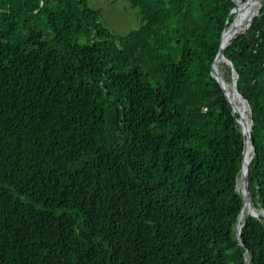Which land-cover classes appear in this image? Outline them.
Returning a JSON list of instances; mask_svg holds the SVG:
<instances>
[{"label": "trees", "instance_id": "trees-1", "mask_svg": "<svg viewBox=\"0 0 264 264\" xmlns=\"http://www.w3.org/2000/svg\"><path fill=\"white\" fill-rule=\"evenodd\" d=\"M127 1L118 34L88 0H0V264H264V2L223 50L252 121L241 243L210 67L246 0Z\"/></svg>", "mask_w": 264, "mask_h": 264}, {"label": "bare ground", "instance_id": "bare-ground-1", "mask_svg": "<svg viewBox=\"0 0 264 264\" xmlns=\"http://www.w3.org/2000/svg\"><path fill=\"white\" fill-rule=\"evenodd\" d=\"M260 0H246L243 2L239 7L237 6L234 10V13L237 11V17L236 20L233 21L225 30L222 32L220 44L224 45L227 43L232 37L240 34L243 29L249 24L250 20L253 18V15L259 5ZM224 62L222 58L217 59L213 63V70L220 72V63ZM231 84V83H229ZM230 86V85H229ZM225 86L224 90L233 106V110L237 114H239L241 120H242V132L244 133L247 141L245 143L244 153H243V163L241 165L240 170V179L244 178L249 160L251 155V146L248 139V133L250 129V120L246 115L247 111V105L246 102L243 101L235 92L234 88L231 86ZM239 122V120H238ZM239 175V174H238ZM241 186V185H240ZM242 189V188H241ZM248 213L247 211V203L243 205L241 208V212L239 215V222H241L245 216V214ZM238 220V219H237ZM238 222V221H237ZM236 229V228H235Z\"/></svg>", "mask_w": 264, "mask_h": 264}, {"label": "water", "instance_id": "water-1", "mask_svg": "<svg viewBox=\"0 0 264 264\" xmlns=\"http://www.w3.org/2000/svg\"><path fill=\"white\" fill-rule=\"evenodd\" d=\"M260 7H261V0L259 1V5H258V7H257V9H256V11H255V13H254V16L258 15L259 10H260ZM233 8H234V7H233ZM233 8L230 10L229 15L232 13ZM254 16H253V17H254ZM251 20H252V19H251ZM251 20H250V22H251ZM250 22H249V24L243 29V31H242L241 33H243V32L248 28V26L250 25ZM223 31H224V30H223ZM223 31H222V32H223ZM222 32H221V35H222ZM241 33H240V34H241ZM221 35H220V39H221ZM238 35H239V34H238ZM236 36H237V35H236ZM220 39H219V40H220ZM229 42H230V41H228V42L225 43L224 45H221V44L219 45V49H218V51H217V54H216L215 58L213 59V62H212L211 67H210V74H211V76H212V77L218 82L219 86L222 88L223 93H224V95H225V98H226L227 102L229 103V105L231 106V112H232V113L235 115V117H236L237 125H238V127H239V130H240L241 134L243 135V138H244V140H243V152H242V153H244L245 143H246L247 139H246L244 133L242 132V130H241L240 126H239V122H238L239 117L237 116V114H236L235 111L233 110L232 104H231V102H230V100H229V98H228V96H227V94H226V92H225V90H224L225 86H226V87L229 86V85H230L229 87L232 86V87L234 88L236 94H237V95H238L243 101L246 102V105H247V108H248L247 110H248L249 115H250V108H249V104L247 103V101L241 96V94L238 92V90H237V88H236V77H237V73H236L235 70L232 68L231 61H230L228 58H226V57L224 56V54H223V50H224V48L229 44ZM219 58H222V59L224 60V63L230 67V70H231V82H230V83H231V84H229V82H227V81L225 80V78L223 77V75L221 74V72H219V71H214V70H213V63H214L217 59H219ZM249 120H250V129H251V123H252V121H251L250 118H249ZM250 129H249V133H248V139H249V142H250L251 153H252V152H253V145H252V141H251V137H250ZM250 158H251V155H250ZM249 161H250V160H249ZM240 170H241V168H240ZM247 174H248V166H247V169H246V172H245L244 178H243V179H240L241 182H242V189H238V186H237V189H238L239 192H241V194H242V196H243V203H242V206H243L245 203H247V211H248L247 214H250V215L255 216V217H259L258 212L252 207V198H251V194H250V191H249V188H248ZM239 178H240V171H239ZM239 215H240V213H239ZM242 224H243V223L239 222V218H238V223H237V235H238V237H239V241H240L241 243H242V240H241V238H240V228H241Z\"/></svg>", "mask_w": 264, "mask_h": 264}, {"label": "rangeland", "instance_id": "rangeland-1", "mask_svg": "<svg viewBox=\"0 0 264 264\" xmlns=\"http://www.w3.org/2000/svg\"><path fill=\"white\" fill-rule=\"evenodd\" d=\"M233 1L236 3V0ZM263 2L264 0H261V4ZM88 3L92 7L101 9L102 23L118 34H127L139 25L137 12L127 0H88ZM224 65L226 66L224 62H221V66ZM246 115L249 118L248 110L246 111ZM237 186L238 189L242 188L240 178L238 179Z\"/></svg>", "mask_w": 264, "mask_h": 264}, {"label": "built area", "instance_id": "built-area-1", "mask_svg": "<svg viewBox=\"0 0 264 264\" xmlns=\"http://www.w3.org/2000/svg\"><path fill=\"white\" fill-rule=\"evenodd\" d=\"M205 109V108H204Z\"/></svg>", "mask_w": 264, "mask_h": 264}]
</instances>
